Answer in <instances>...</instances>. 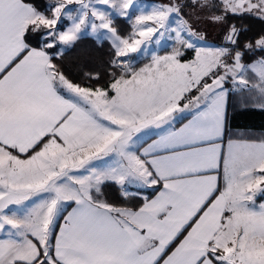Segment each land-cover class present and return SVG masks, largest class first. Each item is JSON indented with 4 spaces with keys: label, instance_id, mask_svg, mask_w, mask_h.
<instances>
[{
    "label": "snow or ice",
    "instance_id": "snow-or-ice-1",
    "mask_svg": "<svg viewBox=\"0 0 264 264\" xmlns=\"http://www.w3.org/2000/svg\"><path fill=\"white\" fill-rule=\"evenodd\" d=\"M250 109L264 0H0V264H264Z\"/></svg>",
    "mask_w": 264,
    "mask_h": 264
},
{
    "label": "trees",
    "instance_id": "trees-1",
    "mask_svg": "<svg viewBox=\"0 0 264 264\" xmlns=\"http://www.w3.org/2000/svg\"><path fill=\"white\" fill-rule=\"evenodd\" d=\"M122 23L123 22H118V25L121 30H125L123 26V24L125 23ZM246 23H251V26L254 30H259L260 25L256 22L252 21ZM81 50H88V52L91 53L92 56H98L106 54L107 45H105L103 49H97L92 39L87 38L82 41L78 52ZM69 60L72 62L71 67L73 68V70H76L77 65L85 68L93 66L92 61L88 58L87 55L82 54L80 56H77L75 53H73L69 57ZM66 63H69V61H66ZM232 123L234 127L252 129L256 134H259L260 132L264 131V111L258 109H250L244 112L237 111L233 114Z\"/></svg>",
    "mask_w": 264,
    "mask_h": 264
},
{
    "label": "rangeland",
    "instance_id": "rangeland-1",
    "mask_svg": "<svg viewBox=\"0 0 264 264\" xmlns=\"http://www.w3.org/2000/svg\"><path fill=\"white\" fill-rule=\"evenodd\" d=\"M123 24V23H122ZM125 31L128 29V25L123 24ZM91 39V38H89Z\"/></svg>",
    "mask_w": 264,
    "mask_h": 264
}]
</instances>
